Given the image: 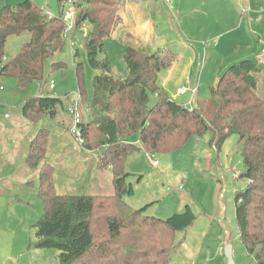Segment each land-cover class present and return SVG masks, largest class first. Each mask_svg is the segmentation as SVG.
Returning <instances> with one entry per match:
<instances>
[{"label":"trees","instance_id":"16d2710c","mask_svg":"<svg viewBox=\"0 0 264 264\" xmlns=\"http://www.w3.org/2000/svg\"><path fill=\"white\" fill-rule=\"evenodd\" d=\"M67 1L56 0L61 7ZM73 1V30L89 26L84 43L86 60L99 73L93 76L92 98L87 102L81 66H75L79 96L87 103L83 106L90 109L80 124V144L89 151L104 149L98 165L102 171L111 166L114 194L58 193L55 178L66 171L47 161V134L37 131L24 157L25 168H38L36 195L42 212L33 225L34 248L55 249L58 264H171L174 233L189 228L195 216L185 206L182 213L161 220L145 216L149 205L139 209L128 206L124 198L132 196L133 190L127 182L130 173L125 171V163L141 151L170 154L193 136L209 132V145L215 150L229 136H237L244 167L239 178L246 179L247 184L234 194L235 223L247 256L255 264H264L261 69L251 60L230 65L209 88L208 99L196 100L188 108L169 98L158 85L159 73L175 62L169 51L145 54L127 47L123 59L128 75L123 79L112 75L106 58H98L104 40L112 36L120 21L115 0ZM46 14L31 0L0 7V100H17L19 115L31 122L40 117L55 120L60 111L67 114L69 106L67 95L54 98L43 90L38 95L29 92L34 85L45 90L44 65L64 44V12ZM22 35L28 36L27 41L7 59V40ZM52 68L62 67L52 64ZM150 95L156 97L153 106H149ZM60 124L63 127L64 121ZM71 125L70 118L69 128ZM133 136H137L136 144L130 141Z\"/></svg>","mask_w":264,"mask_h":264},{"label":"rangeland","instance_id":"374dc122","mask_svg":"<svg viewBox=\"0 0 264 264\" xmlns=\"http://www.w3.org/2000/svg\"><path fill=\"white\" fill-rule=\"evenodd\" d=\"M23 1L0 0V7L15 6ZM31 1L44 14L49 12L52 16L68 8L67 5L58 6L56 0ZM165 1L115 0L113 4L120 21L112 36L104 40L103 52L98 56L109 61L112 75L127 77L123 59L127 47L145 54L169 51L175 56V62L161 73L159 84L169 98L190 107L196 100L208 99L209 88L230 65L251 60L262 71L264 94V53L261 52L264 48V0H174L169 4ZM127 6L135 9L137 16L129 12L131 9ZM146 18H152L156 26L150 36L141 29L143 24H138ZM88 30L86 24L65 35L61 51L44 65L43 80L52 82L53 90L34 85L30 94L38 95L43 90L46 96L54 98L67 95L71 104L79 94L75 74V66L79 65L85 101L91 100L92 79L99 73L93 71L86 60L84 43ZM27 39V35L9 38L5 46L6 58H13ZM75 52L77 55L73 56ZM52 64L62 68L53 69ZM195 85H198V92L193 96L190 91ZM178 88L189 92L178 95ZM6 102L12 107L6 108ZM17 102L0 100V264H58V251L33 246V225L41 215L42 206L36 195L38 168L28 169V176L22 175L28 143L39 130L47 134L45 158L58 164L56 166L63 164L61 167L66 170L60 175L63 177L55 178L58 193L67 190L70 194L92 195L100 184L103 187L107 184L109 187L105 190L108 188L109 192L103 195H113L111 166L96 176L95 172L102 171L98 164L104 149L89 151L74 140L68 131L67 114L60 111L55 120L40 117L31 122L19 115ZM155 102L156 97L150 95L149 106ZM84 104L87 103L81 100L79 107ZM5 112L12 117L8 118L10 120L3 118ZM60 120L64 121L63 127ZM14 125L19 127L20 140L15 137ZM55 131L60 136L66 133V148L59 149L55 144ZM209 140L210 133L205 132L193 136L185 146L170 154L141 151L127 158L125 171L130 173L127 182L134 194L124 200L134 209L149 205L145 216L161 220L182 213L185 206L193 212V224L174 233L171 264H228V247L234 264H255L239 240L234 217V194L247 184L246 179L239 178L244 167L237 136H229L218 150L211 148ZM130 141L136 144L137 136ZM19 147L22 149L18 150ZM62 154L67 159L60 158ZM150 161H158L157 167ZM71 176L81 178L73 181Z\"/></svg>","mask_w":264,"mask_h":264},{"label":"built area","instance_id":"2783aa9c","mask_svg":"<svg viewBox=\"0 0 264 264\" xmlns=\"http://www.w3.org/2000/svg\"><path fill=\"white\" fill-rule=\"evenodd\" d=\"M130 1H135V0H130ZM167 2H170L172 0H166ZM67 5V10L63 14V21L65 23V35H69L71 31L73 30V24H74V19H75V9H74V1L73 0H68L66 2ZM47 15V14H46ZM49 15V14H48ZM262 53H264V49L262 50ZM47 89L52 91L54 86L53 83L50 82L47 85ZM3 89L0 88V91ZM187 91L185 89H178L177 93L178 94H185ZM81 102V98L78 94L77 97L73 98L72 103L67 107V114L68 116L72 119V125L69 128V133L72 136L74 140L77 142L81 143L83 141L81 132H80V124L82 122V119L89 115L90 109L88 106H81L79 107V103ZM5 119H8V115H4ZM151 165L153 167H157L158 161H150Z\"/></svg>","mask_w":264,"mask_h":264},{"label":"crops","instance_id":"0c3cea01","mask_svg":"<svg viewBox=\"0 0 264 264\" xmlns=\"http://www.w3.org/2000/svg\"><path fill=\"white\" fill-rule=\"evenodd\" d=\"M167 4H169V3H173L174 2V0H172V1H170V2H167V1H165ZM145 3H146V1H145ZM145 3H143V4H145ZM156 7H157V5H156ZM127 8L130 10L131 9V7L130 6H127ZM127 9V10H128ZM156 10L158 11V9L156 8ZM129 12H132V13H135V16H137V13H136V10L135 9H131V11H129ZM128 12V13H129ZM49 13V12H48ZM51 14V13H50ZM152 18H146V20H143L142 22H139L138 24L139 25H141V24H143V26L141 25V29H143V30H146L145 32L147 33V36L149 35L150 36V34H152V30H154V28L156 27L155 26V23H153L152 22V20H151ZM140 20V19H139ZM180 46L183 48V49H188V47L185 45V44H180ZM264 48H262L261 49V52H262V50H263ZM164 71V70H163ZM163 71H161L160 73H159V75H158V85L160 86V84H159V79H160V77H161V73L163 72ZM161 87V86H160ZM197 87H198V85H195L193 88V90L192 91H190L192 94H193V96L195 95V94H197ZM162 88V87H161ZM46 90H47V87L45 88ZM178 89H182V88H178ZM178 89H177V91H178ZM184 89V88H183ZM163 90V89H162ZM186 90V89H185ZM48 91V90H47ZM187 92L185 93V94H178V95H186L189 91L188 90H186ZM6 104L7 105H9V106H7L6 105V108H10V107H12L10 104H8L7 102H6ZM70 104V102L67 104V106ZM193 104L194 103H192V105L189 107V106H187V105H185V106H187L188 108H191L192 106H193ZM5 114H9L8 112H5ZM4 114V115H5ZM4 115H3V118H4ZM10 117V119L12 118L11 116H10V114H9V116H8V118ZM5 119V118H4ZM10 119H6V120H10ZM67 119L70 121V118H69V116L67 115ZM18 120L19 119H17V123H18ZM62 120V119H61ZM60 120V121H61ZM16 124V123H15ZM70 125V124H69ZM23 126V125H22ZM17 127V128H16ZM14 128H15V137H16V139L17 140H20L21 139V137H19L18 135H17V132H18V130H19V127L18 126H15L14 125ZM68 128H69V126H68ZM12 135H14L13 133H12ZM65 135H66V133H65ZM60 136V135H58L57 134V131H55V134H54V141L56 142L55 144H57V146L59 147V149H61V148H66V144H65V138H66V136ZM61 143H62V145H61ZM63 144H65V145H63ZM22 148H18V150H21ZM17 152V151H16ZM60 158H66L67 159V156H65L64 154H62L61 155V157ZM47 161H49V160H47ZM49 162H51V161H49ZM62 162V161H61ZM52 163V162H51ZM53 165H58V164H53ZM60 166V165H59ZM62 167H63V164L61 165ZM60 166V169H61V172L62 171H66V170H64L62 167ZM0 169H1V167H0ZM22 170H23V174L22 175H26V176H28L29 175V173L27 172V168H25V166L23 165V168H22ZM21 171V170H20ZM64 173H66V172H64ZM64 173L63 174H61V173H59V175L57 176L58 178L60 177H63V176H60V175H64ZM100 173L101 174H103V173H105V172H103V171H97V172H95V174H96V176L97 175H100ZM101 176H104V175H101ZM56 177V178H57ZM59 178V179H60ZM80 178H81V176H80ZM79 177L77 178L76 176L74 177V176H71V180H73V181H77V180H79L80 179ZM103 179H106L107 177H102ZM64 179H69V178H64ZM62 180V179H61ZM70 180V179H69ZM56 187H57V183H56V179H55V189H56ZM106 187H109V185H107V184H105V187H103L102 186V184H100V187H97L95 190H96V193H98V194H103V192H104V194H106V192H109V189L107 190H105V188ZM59 193H69V192H67V190L65 191V192H59ZM74 193V192H73ZM133 194H134V192H133ZM40 254H44V253H40ZM8 259H9V257H8Z\"/></svg>","mask_w":264,"mask_h":264},{"label":"water","instance_id":"95a60500","mask_svg":"<svg viewBox=\"0 0 264 264\" xmlns=\"http://www.w3.org/2000/svg\"><path fill=\"white\" fill-rule=\"evenodd\" d=\"M226 258H227V263L228 264H234L233 261H232V258L230 256V248L229 247L226 250Z\"/></svg>","mask_w":264,"mask_h":264}]
</instances>
